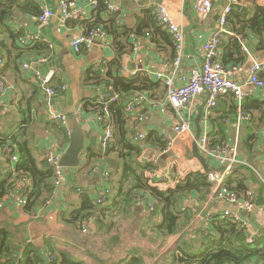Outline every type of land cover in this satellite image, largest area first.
<instances>
[{"label":"crops","instance_id":"crops-1","mask_svg":"<svg viewBox=\"0 0 264 264\" xmlns=\"http://www.w3.org/2000/svg\"><path fill=\"white\" fill-rule=\"evenodd\" d=\"M19 1L17 4L21 9H13L5 24L17 34V43L19 38H23V47L38 44L42 45L44 50L39 55L31 54V50L27 51L16 65H7L6 59H2L0 77L9 86L10 91L4 95L0 93V135L6 136L8 146H11L9 143L13 136L20 135L41 167L44 164L45 149L52 148L61 156L69 145L70 137L66 135L65 126L51 119L53 115H63L68 118L66 127L70 136L72 120L75 119L79 124L84 134V147L80 154V166L63 168L62 185L48 195L45 204L38 206L32 214H26L22 210L26 198L22 194L23 189L16 187L22 176L14 183L12 192L0 198V227L7 228L12 234L13 247L21 250L27 244L37 246L43 250V264L50 263L49 254L44 250L48 245L69 253L85 264H97L90 257L95 259L99 254L107 255L99 260L116 264L128 251L142 255L146 264H170L173 254L178 250L192 255L201 253L205 245L202 233L207 234L210 221L213 218H229L224 213L230 212L238 216L236 222L241 225L246 242L252 247L261 248L264 245V106L259 110H247L248 113L244 114L247 119L242 120L239 117L243 114V108H249L254 103H264V89L250 90V97L241 107L232 96L226 95L219 97L216 106L208 110V94L203 92L186 106L174 109L166 103V90L162 82L145 76L147 72L173 75L175 84L181 85L182 79L188 78L193 69L200 68L203 59L202 45L217 28L221 8L229 0H219L208 17L196 14L194 0H143L140 4L128 0H111L113 7L118 9L117 12L105 11L101 14L100 21L106 22L115 18L119 29L117 38L114 40L107 35L105 41H95L89 49H80L79 52L74 51L72 42L84 34V29L79 22L71 25V22L64 21V16L71 12L75 15V19L71 21L90 20L95 16V7L91 4L96 0H74L73 6L67 12L62 11L60 0ZM26 2L39 5L41 12L44 9L51 10L52 18L47 24H39L38 15L26 8ZM257 5L264 7L255 0H241V3L233 8L232 14L249 17ZM145 6L164 7L177 27L182 30L184 49L177 70L170 67L174 58L171 40L156 33L158 26L153 12L151 9H145ZM5 30V27L0 25V43L5 41L6 45H10L2 34ZM161 31L168 35L163 29ZM244 35L236 37L231 32H226L222 36L219 51V61L223 63L226 52L233 56L229 46L232 37L240 41V65L229 66L232 63L228 61L225 64L228 66H223L225 70L238 68V71L230 76V79L238 84H244L250 69L264 61V37H255L246 32ZM115 43L125 48V53L118 58L115 55ZM115 61L119 63L118 69L111 66ZM24 64L29 66L28 70L23 69ZM36 72L42 77L50 75L48 85L58 92L55 97L46 101L39 82L34 77ZM95 75L101 83L91 80ZM108 75L111 77L108 78ZM134 77L152 82V85H147L145 91L130 90L128 94H122L127 106L126 126L129 138L140 148L138 158L135 159L138 169L147 164L158 165L159 169L154 171L153 177L155 181L160 180L158 187L161 190L168 188L171 179H174L172 185L176 180H183L191 174L206 175L218 172L219 163L199 150L201 137L206 136L209 142V136L215 135V139H222V145L236 147L237 163L226 176V179H229L225 181H235L232 183L233 187L240 183L246 188V192L239 197L225 190L224 181L219 186L212 184L204 194L196 191L189 193L180 203V210L189 216L187 225L176 235L157 242H151L149 232L147 237H143L140 232L151 230L159 222V218L150 217V212L147 211L153 207L147 194L143 199L137 200L134 208L124 209L122 217L114 220L112 225L109 223L106 231L96 232L95 218L86 221V232L76 230L61 219L62 215L68 216L81 207L86 192L91 194L93 203L104 188L110 189V198L116 195L117 184L112 185V188L110 183L119 181L124 162L113 153L105 156L101 148L103 129L95 120V113L85 112L84 106L96 104L100 109L97 113L101 112L104 106L100 105L98 100L106 94L117 95L118 99H121V94L116 92L112 81L130 80ZM61 86L66 87L64 92L59 91ZM28 104L31 107L29 121L24 125L19 110L25 109ZM139 117L141 120L137 123ZM181 120L189 124L190 132L176 135L172 129ZM108 122L107 119L105 124ZM196 123H199L200 128V138L197 142ZM151 133L163 138L167 147L171 143L166 154H161L164 150H160L154 141L146 142V136ZM137 135H144L145 143L135 142ZM194 143L204 158L207 171L191 154ZM11 148V160L7 159L3 148L0 149V183L15 175L20 154L13 146ZM92 156L97 158H91ZM108 173L112 176L109 177ZM27 180L29 185L30 181L28 178ZM229 194H233L238 200L246 199L247 195L251 194L255 204L254 210L250 213L234 212L233 207L236 206L229 204L226 199ZM116 213L117 211L113 215ZM103 232L106 234L104 237L109 235L106 243L99 240V234ZM84 252L88 254L85 255ZM247 264L260 263L249 261Z\"/></svg>","mask_w":264,"mask_h":264},{"label":"trees","instance_id":"trees-1","mask_svg":"<svg viewBox=\"0 0 264 264\" xmlns=\"http://www.w3.org/2000/svg\"><path fill=\"white\" fill-rule=\"evenodd\" d=\"M68 2L74 3V0H67ZM97 6L94 8L95 16L90 20L79 21V19L71 22V25L80 23L84 34H88L91 30L100 28L106 35L112 37L114 40L117 38L119 33L118 26L116 25L117 20L103 22L100 21L101 14L107 11L106 6L102 3V0H96ZM19 0H0V25L5 27V31L2 32L7 38L10 45H6L5 41L0 43V58H5L7 65L13 63L16 65L18 60H21L27 51L31 54H40L44 48L42 45L33 44L27 47H20L17 43V34L11 30L10 27L5 24L10 16L12 10H19ZM26 8H30L32 13H36L39 17L41 14L39 5L34 2L25 3ZM148 17V16H147ZM157 25V24H156ZM227 32L238 37L249 33L253 36L264 37V7L254 6L252 14L249 17H240L231 14L227 18L225 24ZM158 27L156 33H159L169 40L168 35L161 31ZM139 35L138 33H136ZM245 36V35H244ZM243 36V37H244ZM236 37H232L229 46H231L233 56H230L226 52L223 63L220 61L222 66L228 63H232L229 66L240 65L241 61V44L240 41L236 40ZM115 55L118 56L125 53V48L120 47L115 43L114 45ZM44 54H41V56ZM111 66L119 68L117 61L113 62ZM111 75H108V78ZM91 80L101 83L99 77L95 75ZM109 83V82H105ZM113 87L116 92L121 94V99L111 103L108 106V123L112 130V141L105 151V156H109L111 153L117 155L118 159L123 163V171L119 181L116 183H110L116 185L117 193L113 198H108L103 205L93 203L90 193L83 195V203L81 207L69 214L68 216L62 215V221L74 227L76 230H81V223L83 221H89V219L95 218L97 231H106L108 224L114 223V220L121 217L125 210L128 208H134L133 206L138 199H143L145 194L149 195L153 207L147 211L150 212V217L159 218V222L156 223L153 228L149 231L141 230V235L147 237V232L150 233L151 242L161 241L169 236L176 235L181 229L187 225L189 216L187 213L180 210L181 201L191 192L196 191L199 193H206L211 187V183L207 179V175L191 174L183 180H176L174 184L169 181V186L165 190H161L158 187L160 180L155 181L153 174L154 171L159 169V166H153L147 164L143 168L138 169L135 165V159L138 158L140 148L136 146L129 138V131L127 130V111L125 98L122 96L123 93L128 94L130 90L145 91L147 85L152 82L145 78L134 77L130 80H113ZM263 104L254 103L249 108H243L242 113L247 114V110H259ZM89 107V108H88ZM30 104L26 105V108H20L19 114L25 125L29 121L30 115ZM85 112L96 113L100 111L98 106L85 105ZM264 117V111L262 112ZM155 144L160 150H165L167 143L163 138H159L156 134H150L146 136V142ZM209 142L211 145L220 144L222 145V139H215V135L209 136ZM8 144L5 135H0V149L4 148ZM15 149L18 150L20 158L16 163L15 175L10 176L6 180L0 183V198L9 195L16 183L21 176H26L30 184L26 189L22 190V194L25 196L26 201L22 208L26 214H32L33 211L43 204L48 199V195L51 191V178L52 172L45 161L44 164L39 167L38 163L32 157L27 143L22 141L20 135L12 137L10 143ZM10 146V147H11ZM91 158H97L92 156ZM232 172V171H231ZM108 176H112L108 173ZM226 179V178H225ZM229 178L226 179V181ZM225 181V180H224ZM224 183V188L229 193H233L237 196H241L246 192L244 185L236 183L233 187L234 182ZM113 188V186H112ZM111 201V205H110ZM125 209V210H124ZM109 210H114L110 211ZM117 211L116 215L113 213ZM109 212V213H108ZM203 241H205L204 249L198 255H192L183 250H178L176 254H173L170 264H247V262H257L264 264V245L261 248L255 246L252 247L246 242L243 229L239 223L231 218H213L210 221V226L207 234H203ZM45 252L53 257V261L49 264H85L81 260H78L71 256L65 251L56 250L50 245L46 247ZM43 250L35 245L27 244L21 250L18 247H13L12 234L5 227H0V264H43L42 258ZM116 264H146L145 258L139 253L128 251L127 255Z\"/></svg>","mask_w":264,"mask_h":264},{"label":"built area","instance_id":"built-area-1","mask_svg":"<svg viewBox=\"0 0 264 264\" xmlns=\"http://www.w3.org/2000/svg\"><path fill=\"white\" fill-rule=\"evenodd\" d=\"M135 3H142L143 0H128ZM261 6H264V0H255ZM219 0H194L193 6L194 11L197 15L202 17H208L213 11V7ZM60 7L62 11L67 12L73 6V3L68 2L67 0H60ZM102 3L106 6L108 11L116 13L118 9L114 8L111 4V0H102ZM241 3V0H229L227 6L223 9L221 16L218 20V26L215 31L210 35L209 39L202 45V64L200 68L193 69L188 78H183L181 85H176L174 77L163 75L159 73L147 72L145 73L146 77L154 78L157 81H161L166 90V103L169 104L174 109H179L186 106L190 103L195 97L199 96L203 92L208 94L207 99V108L212 110L216 106V101L221 96H232V98L238 103L239 107L242 106V103L250 97V90H263L264 89V61L262 63L255 64L249 72L247 81L244 84H238L230 79V76L238 71L237 67H232L229 70H225L219 61V51L221 48V39L223 34L227 31L225 30V24L227 18L232 14L233 8ZM92 7L97 6V1L92 2ZM145 9H151L154 15V19L158 27L163 29L169 36L173 49H174V58L170 64L174 70L180 65L181 58L183 56L184 49V36L182 30L177 27L173 19L170 17L168 11L164 7H149L145 6ZM53 12L49 9L42 10L39 15V24L44 25L52 18ZM75 19V15L71 12L66 13L64 16V21H71ZM107 38L106 33L100 29L96 28L91 30L88 34H83L78 36L73 42L72 47L75 52H79L80 49H89L95 41H105ZM18 43L21 47L25 46V40L23 38L18 39ZM3 64V60L0 58V67ZM29 66L27 64L23 65L24 70H28ZM34 77L38 80L39 86L41 87L46 101L55 97L58 92L48 85L50 75L47 77H42L38 72L34 74ZM66 90L65 86L60 87V92ZM10 91L9 86L2 80L0 77V93L8 94ZM143 97H139L142 99ZM118 100L117 95L106 94L104 97L98 100L100 105H103L104 108L101 112H96L95 120L101 125L103 129V136L101 138V148L105 152L112 140V131L110 124H105L106 120L109 118L108 114V104L114 103ZM240 119H247L248 117L244 114H241ZM52 120L62 123L65 126L66 135L70 137V133L67 129L68 118L63 115H53ZM141 118L137 119L139 123ZM173 133L176 135H184L190 132V126L186 121L181 120L176 124L173 129ZM135 142L145 143L144 135H137L134 139ZM171 143L168 144V147L161 153L166 154L169 150ZM199 150L206 156L213 158L220 165V171L210 172L207 175L208 181L213 185H221L226 176L229 175L236 165L237 161L235 158L236 147H231L226 144L211 146L208 142L206 136L200 138L199 141ZM3 151L7 159L11 160L12 158V148L6 145L3 148ZM60 155L55 152L52 148H47L43 151V160L46 162L48 167L51 169L52 178H51V195L55 189L60 187L63 183V168L59 166ZM263 165H264V156H263ZM264 179V175H263ZM105 181L107 179L105 178ZM27 177L22 176L19 183L16 184L17 188L26 189L27 188ZM111 196V191L109 188L102 189L95 203L98 205H103L108 198ZM227 202L233 206H236L238 209L245 212H252L255 208L253 198L251 194L247 195L246 199L238 200L233 194L227 196ZM149 207H151L149 205ZM225 216L238 220L236 214L225 212ZM87 222L83 221L81 223V231L86 232ZM50 262L53 261V257L49 255Z\"/></svg>","mask_w":264,"mask_h":264},{"label":"water","instance_id":"water-1","mask_svg":"<svg viewBox=\"0 0 264 264\" xmlns=\"http://www.w3.org/2000/svg\"><path fill=\"white\" fill-rule=\"evenodd\" d=\"M156 3L159 4V2L156 1ZM227 6V4L223 5L221 8V11ZM220 11V12H221ZM197 122H199V118L197 119ZM197 127V133L195 136V142L198 141L200 138V128H199V123H196ZM84 147V134L77 123L75 119L72 120V129H71V136H70V141L69 145L63 155L60 156L59 159V166L61 168H78L80 166V154L83 151ZM192 155L198 161L200 164L203 166L205 171H207V166L204 162V158L202 155L199 154V151L197 149L196 143L193 144L192 146ZM235 209L234 212H240L243 213L244 211L238 210L237 207H233Z\"/></svg>","mask_w":264,"mask_h":264},{"label":"rangeland","instance_id":"rangeland-1","mask_svg":"<svg viewBox=\"0 0 264 264\" xmlns=\"http://www.w3.org/2000/svg\"><path fill=\"white\" fill-rule=\"evenodd\" d=\"M122 217V216H121ZM117 220V219H116ZM115 220V221H116ZM105 232H103V233H101V234H99V240H100V242H102V243H106L107 241H108V237H109V235L107 236V237H104V235H106V234H104ZM82 239H85V238H82ZM101 243V244H102ZM84 254L85 255H87L88 253L87 252H84ZM102 257H107V255H102V254H99V256L97 257V258H93V257H90L92 260H94L95 261V263H97V264H110V262H108V261H104V260H99L100 258H102ZM111 264H115V262H111Z\"/></svg>","mask_w":264,"mask_h":264}]
</instances>
